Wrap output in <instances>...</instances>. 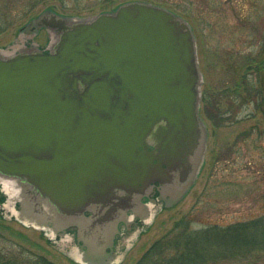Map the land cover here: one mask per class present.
Masks as SVG:
<instances>
[{"label": "water", "instance_id": "water-1", "mask_svg": "<svg viewBox=\"0 0 264 264\" xmlns=\"http://www.w3.org/2000/svg\"><path fill=\"white\" fill-rule=\"evenodd\" d=\"M37 25L56 34L47 50H0V178L21 219L95 252L203 167L196 37L179 15L136 1L79 21L47 11Z\"/></svg>", "mask_w": 264, "mask_h": 264}, {"label": "rangeland", "instance_id": "rangeland-1", "mask_svg": "<svg viewBox=\"0 0 264 264\" xmlns=\"http://www.w3.org/2000/svg\"><path fill=\"white\" fill-rule=\"evenodd\" d=\"M132 1L137 0H0V15L11 23L0 33V49L8 54L25 46L44 49L49 39H55L53 31H42L36 37L30 25L21 28L49 7L79 21ZM159 1L194 5V19L186 16L194 27L203 91L216 96V109L224 113V121L216 127L202 111L208 136L200 176L188 191L164 195V202L158 200L146 207L144 222L130 239L118 241L117 257L111 264H135L194 208L196 229L248 222L264 215V118L253 105L235 106L226 92L233 86L236 69L260 53L264 65V0ZM4 182L6 179L0 178V183ZM4 194L0 185V250L8 258L15 254L24 261L43 256L55 264H93L78 255L74 241L47 238L43 231L11 218ZM222 264H264V253Z\"/></svg>", "mask_w": 264, "mask_h": 264}, {"label": "trees", "instance_id": "trees-1", "mask_svg": "<svg viewBox=\"0 0 264 264\" xmlns=\"http://www.w3.org/2000/svg\"><path fill=\"white\" fill-rule=\"evenodd\" d=\"M136 2H144L170 10L185 19L194 31L193 24L186 16L188 14L193 19L195 17L192 3L185 1L183 4L170 5L159 0L146 2L137 0ZM47 9L56 11L55 7ZM10 25L9 20L3 19L0 15V33L7 30ZM262 54L260 53L255 59L236 69L233 86L226 92L229 93L227 97L233 101L235 106L253 105L255 112L261 113L264 118V65L259 60ZM202 105L201 115L203 111L216 127L223 126L224 113L216 109V96L211 92L205 93L202 89ZM195 210V208L192 209L178 220L173 228L155 241L135 264H222L255 252L264 253V215L248 222L228 226L209 225L196 229L193 227ZM0 264L55 263L43 256L36 257L33 262L21 260L19 255L15 254L8 258L7 254L0 250Z\"/></svg>", "mask_w": 264, "mask_h": 264}, {"label": "crops", "instance_id": "crops-1", "mask_svg": "<svg viewBox=\"0 0 264 264\" xmlns=\"http://www.w3.org/2000/svg\"><path fill=\"white\" fill-rule=\"evenodd\" d=\"M137 213H141L142 209L140 207L137 208ZM126 219H123V222L119 225V228L121 229L122 227L126 226L124 225ZM116 233L113 234V236L110 239H104L102 236V249H96L94 251H87L85 250V253H87V259L88 260H98L100 258H103L106 254L107 251H109V247L112 245L113 241L115 240ZM99 250H102V252H99ZM98 251V252H97Z\"/></svg>", "mask_w": 264, "mask_h": 264}, {"label": "flooded vegetation", "instance_id": "flooded-vegetation-1", "mask_svg": "<svg viewBox=\"0 0 264 264\" xmlns=\"http://www.w3.org/2000/svg\"><path fill=\"white\" fill-rule=\"evenodd\" d=\"M33 29H35L34 28V26L37 28L38 27V25H37V19L35 20V21H33V23L30 25ZM42 30H44V29H42ZM85 252V251H84ZM79 255V254H78ZM84 256V255H83ZM82 256V257H83ZM87 253H85V256L83 257L84 259H86V260H88L87 258ZM96 261H98V262H102V261H100V260H96ZM95 264V263H94Z\"/></svg>", "mask_w": 264, "mask_h": 264}, {"label": "bare ground", "instance_id": "bare-ground-1", "mask_svg": "<svg viewBox=\"0 0 264 264\" xmlns=\"http://www.w3.org/2000/svg\"><path fill=\"white\" fill-rule=\"evenodd\" d=\"M5 183L8 184V181H6Z\"/></svg>", "mask_w": 264, "mask_h": 264}]
</instances>
